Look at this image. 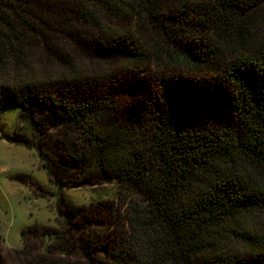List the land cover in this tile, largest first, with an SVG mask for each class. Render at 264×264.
Wrapping results in <instances>:
<instances>
[{
  "label": "trees",
  "instance_id": "obj_1",
  "mask_svg": "<svg viewBox=\"0 0 264 264\" xmlns=\"http://www.w3.org/2000/svg\"><path fill=\"white\" fill-rule=\"evenodd\" d=\"M0 88L83 129L75 178H114L126 225L76 262L28 259L35 225L15 256L264 264V0H0Z\"/></svg>",
  "mask_w": 264,
  "mask_h": 264
},
{
  "label": "rangeland",
  "instance_id": "obj_2",
  "mask_svg": "<svg viewBox=\"0 0 264 264\" xmlns=\"http://www.w3.org/2000/svg\"><path fill=\"white\" fill-rule=\"evenodd\" d=\"M58 44L74 62L91 68L116 65L89 56L66 38ZM84 137L80 126L60 122L49 104L27 109L0 88V264H27L13 249L23 247L22 231L35 225L52 231L44 241L27 243L32 251L27 258L41 253L57 262L85 261L100 254L116 230H126L117 181L99 173L83 182L75 178ZM39 152L54 162H45Z\"/></svg>",
  "mask_w": 264,
  "mask_h": 264
}]
</instances>
